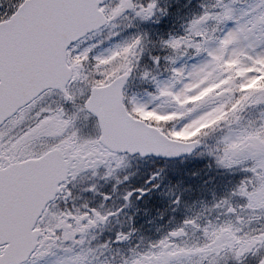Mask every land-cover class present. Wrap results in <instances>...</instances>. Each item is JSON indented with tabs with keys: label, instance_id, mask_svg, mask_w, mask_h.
I'll return each instance as SVG.
<instances>
[{
	"label": "snow or ice",
	"instance_id": "snow-or-ice-1",
	"mask_svg": "<svg viewBox=\"0 0 264 264\" xmlns=\"http://www.w3.org/2000/svg\"><path fill=\"white\" fill-rule=\"evenodd\" d=\"M239 3L201 4L182 35L159 40L161 57L147 34L95 51L122 20L166 16L157 0H0V264H101L98 252L133 233L93 248L94 233L152 189H125L115 210L69 206L73 189L115 181V192L137 155L194 153L230 187L198 208L180 192L172 211L191 214L117 264H264V0ZM158 176L145 183L158 188Z\"/></svg>",
	"mask_w": 264,
	"mask_h": 264
},
{
	"label": "flooded vegetation",
	"instance_id": "flooded-vegetation-1",
	"mask_svg": "<svg viewBox=\"0 0 264 264\" xmlns=\"http://www.w3.org/2000/svg\"><path fill=\"white\" fill-rule=\"evenodd\" d=\"M79 126L81 127V135H83L85 138L94 137L95 135H97L94 119L89 120L88 122H82V124ZM140 163L141 162L139 161V159L135 157L134 159H132L131 167L122 175L131 173L132 174L131 177H135L137 173L136 167ZM80 183H84L85 186H90L93 183V181H88L87 177H82ZM96 183L97 186L98 185L101 186V190H102L101 192H97V189H96L97 193L81 191L80 188L73 189V196H76L78 200L75 205L76 207H81L82 205L87 204L88 207L91 208L95 201L97 203L98 199H102V202L105 203L106 206L113 208L112 202H115V197L113 196L115 192L117 193L119 192L122 195L125 189H127L128 191L134 189L133 186L129 184V180L117 186L115 192L112 191L115 181H111L110 183H105L104 181H97ZM78 193H80V195L77 196ZM104 194L111 195L112 199L107 202H104L103 201ZM136 195H138V193H135L131 198L133 204L136 203V198H135Z\"/></svg>",
	"mask_w": 264,
	"mask_h": 264
},
{
	"label": "rangeland",
	"instance_id": "rangeland-1",
	"mask_svg": "<svg viewBox=\"0 0 264 264\" xmlns=\"http://www.w3.org/2000/svg\"><path fill=\"white\" fill-rule=\"evenodd\" d=\"M159 0H157V2H158ZM171 1H173V2H176L175 0H171ZM183 2H186V4L187 5H189V6H191V9H194V7H195V5H193L192 4V0H182ZM214 1V0H213ZM256 2V0H249V2H248V4H238L237 5V7L238 8H244V7H246L247 5H249V4H253V3H255ZM211 3H213V2H207L206 4H211ZM189 10H190V7H189V9H188V11L187 12H189ZM176 11H177V13L178 12H180V9H176ZM188 18H189V20H188V22L191 20V18H190V15L188 16ZM183 31H184V29H181V35L183 34ZM137 33H134V32H130L125 38H124V40L125 39H128V38H130L131 36H134V35H136ZM99 37H97L96 39H98ZM119 42H122L121 40H118ZM114 44H116L115 42L113 43V45ZM112 45H110L109 47H111ZM108 47V48H109ZM107 49V48H106ZM106 49H103V50H99L100 52H102V51H104V50H106ZM144 100L146 101L147 100V97L146 98H144ZM185 134H187V133H185ZM181 136H182V134H181ZM207 165H208V163H207ZM207 165L204 167V169H203V174L205 175V177L207 178V185H209V186H211V188L212 187H214V181H211V180H209L208 181V177H209V168L207 167ZM194 172H197V174L198 175H200V173H201V167L199 168V170L198 171H194L193 170V172L191 173V175H193L194 174ZM203 175V176H204ZM222 176H224V175H222ZM228 177V179H227V182H228V180H230V178H233V177H230V176H227ZM132 181V179H130V181L129 182H131ZM199 182H201V177H200V179H199ZM201 185V184H200ZM203 187H202V185H201V189H202ZM224 191H225V189H223V188H217L216 189V191H215V193H216V195L219 197V196H222L223 195V193H224ZM199 193H202L201 191L199 192ZM176 195H178L177 193L176 194H173V197H175L176 198ZM209 198L210 199H212V194L209 192ZM116 196H117V194H116ZM184 197L185 196H183V197H181V199L184 201ZM118 198V201H117V204H120V202H122V196H121V194H119V197H117ZM205 203H207V201L205 202ZM146 215H147V213H145ZM144 221H145V219H144ZM153 231L154 232H157L158 231V229L157 228H154L153 229ZM55 261H56V258L55 257H52V258H49L48 259V261H47V264H55Z\"/></svg>",
	"mask_w": 264,
	"mask_h": 264
},
{
	"label": "trees",
	"instance_id": "trees-1",
	"mask_svg": "<svg viewBox=\"0 0 264 264\" xmlns=\"http://www.w3.org/2000/svg\"><path fill=\"white\" fill-rule=\"evenodd\" d=\"M211 173H212V172H211ZM178 174H179V172H178ZM217 175H218V174H217ZM215 176H216V175H215ZM184 180H186V179H184ZM170 183L173 185V183H174L173 180H172V182L170 181Z\"/></svg>",
	"mask_w": 264,
	"mask_h": 264
}]
</instances>
